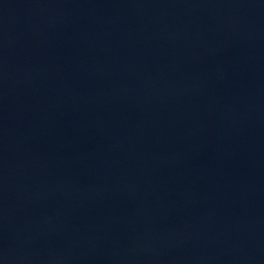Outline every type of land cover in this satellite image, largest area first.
<instances>
[{"label":"water","instance_id":"95a60500","mask_svg":"<svg viewBox=\"0 0 264 264\" xmlns=\"http://www.w3.org/2000/svg\"><path fill=\"white\" fill-rule=\"evenodd\" d=\"M0 264H264V0H0Z\"/></svg>","mask_w":264,"mask_h":264}]
</instances>
